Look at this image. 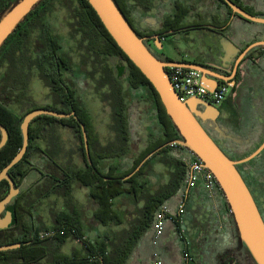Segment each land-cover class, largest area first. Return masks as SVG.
I'll list each match as a JSON object with an SVG mask.
<instances>
[{"label": "trees", "instance_id": "1", "mask_svg": "<svg viewBox=\"0 0 264 264\" xmlns=\"http://www.w3.org/2000/svg\"><path fill=\"white\" fill-rule=\"evenodd\" d=\"M14 1L16 0H0V14ZM54 1L43 0L15 33L9 37L0 50V68H5V72L0 76V124L6 127L10 134L7 145L0 152V172L22 148L21 124L24 117L30 112L38 109L52 110L59 114L75 112L78 121L73 118L58 120L50 116H40L31 123L27 152L23 159L12 167L9 174L13 176L17 188L22 184L23 177H26L32 171L38 172L39 177L29 188L26 202L22 204V196H20L15 203L17 215L15 229L17 234H13V240L7 242V244L21 243L22 247L13 250L12 260L0 264H126L134 245L137 244L139 233L145 232L151 227L156 213L165 204L164 198L166 197L162 195L164 193L145 197V189H143L145 183L140 182L138 185L136 182V180L145 176L144 170L138 172L129 181H123V178L129 173L119 172L115 168H109L107 172L101 170L102 161L108 156L109 149L100 146L98 136L93 133L91 113L84 98L82 96L75 97L72 86L67 84L72 81V78L65 77L66 74H69L76 79L81 78V80H84L88 76L93 79L98 70L94 69L93 72L85 76L84 73L87 74V61H84L78 70H74L76 64L70 52L65 51L62 37L55 32L49 21L50 16L52 17L57 10H67L68 25L72 35H80L81 45L86 51L84 56L82 54L84 59L87 60L92 57L96 68L98 65L95 66V62H98L101 66L106 58H119L127 66L121 68L117 77L124 76L127 68L129 77L126 83L134 90L140 87L145 88L147 95L145 101H150L147 111L153 115L160 130L157 133L155 144L144 154L143 158L155 149L167 144L172 153H177V174L173 187L177 195L184 193L188 177V168L181 155L183 151L170 146V143L180 139V135L167 115L154 87L118 47L89 2L87 0H60L59 5L56 6ZM114 1L129 22L126 11L128 0ZM215 1L219 3L223 10L229 13L230 17L241 18L233 13L224 0ZM231 1L249 14L264 18V0ZM195 7L193 6V9ZM176 9L178 10L176 15L178 22H174L173 26L175 27V24H177L180 27L183 25V17L188 15L191 9L187 7L185 2H177ZM214 20L216 18H213ZM213 23H216V21ZM221 24H228V20ZM139 37L141 36L139 35ZM259 41H264V36L261 40H257V42ZM84 43L86 44L83 45ZM106 74L114 75L115 73L110 68L106 70ZM34 76L51 90L52 104L38 106L29 98L31 80ZM113 86L116 87L113 94H104L102 99L104 104L113 109V122L118 132L117 140L121 145L118 151L123 154L127 151V143L130 139L128 120L132 111L131 102L139 99V97H135V95L130 97L124 91V87L119 85L118 80H113ZM101 87L99 86L98 89ZM128 96L131 98V102H128ZM13 105H19L24 113L18 115L14 111ZM57 122H62L73 129L81 144L80 151L85 162H87L80 123L85 126L91 149L92 165L78 168L72 164V161H67L63 165L56 158L46 155L41 147L42 141L46 139V129L44 127L46 124L52 125ZM37 154L46 159L48 166L44 163V170L37 167V163L32 161L33 155ZM249 155L250 153H247L244 156ZM141 160L142 158L134 163L130 172L137 168ZM105 178H112V180L107 181ZM5 184L7 183L1 182L0 189ZM77 184L91 189L90 200H94L98 206L93 215V220L96 223L106 226L111 224L121 226L124 224L125 215L114 203L118 198H129L137 204L143 199L146 206L141 213L142 219L131 224L129 231L106 233L96 240H91L87 236L89 230L85 224L83 211L77 207L73 198V192ZM247 186L249 187V185ZM166 195H170V193ZM59 197L65 198L64 209L59 207ZM52 198L54 199L52 200ZM48 200H52V203L48 204L52 224L44 220L42 213L43 205ZM226 209L229 212L227 204ZM233 226L234 237L238 242V246L241 247L234 220ZM75 240L81 243V247L72 249L69 254L65 253L64 248L70 241ZM244 249L247 251L246 248Z\"/></svg>", "mask_w": 264, "mask_h": 264}, {"label": "crops", "instance_id": "2", "mask_svg": "<svg viewBox=\"0 0 264 264\" xmlns=\"http://www.w3.org/2000/svg\"><path fill=\"white\" fill-rule=\"evenodd\" d=\"M159 1L162 3L160 8L172 11L173 7L170 5L173 0H155L157 6ZM177 1L185 2L186 4L188 1L192 2L198 8L197 12L204 16L205 21L209 22L213 18H220L221 22L228 20V24L225 25L226 35L236 42L240 48L253 44L264 36V25L249 22L236 16L230 17L229 13L223 10L215 0H204L201 2L198 0ZM147 17L150 20L153 19L151 16ZM193 18L194 16L190 19L192 20ZM166 48L171 62H177L178 56L172 52L170 42L167 43ZM252 54L253 59H255V65L248 76L240 75L239 80L244 81L243 86L233 88L229 95L231 100L239 106L238 119L227 126L229 132L239 137L237 139L239 143H242L240 138L244 141L245 139L249 140L250 135L254 136L252 143L246 145L247 148L238 150L241 152H236L239 156L247 153L252 154L264 143V46L257 47ZM113 76L117 78L115 74ZM91 89L93 90V87ZM124 91L126 92L125 89ZM95 94L102 99L105 91L103 89L101 91L97 90ZM86 95L84 100L89 109L90 103L86 101ZM105 107L108 109V111L106 110L107 120L103 122L95 120L92 115L94 111L89 109L94 127L99 131H97L99 144L101 147L109 149L108 156L102 161L101 170L107 172L109 168H115L119 172L129 173L123 178V181H129L138 172L144 170L145 176L136 180V182L138 185L140 182L145 183L143 187L145 189V197L164 193L162 195L166 197L164 198L165 204L175 209L178 208L180 201L184 205V212L180 217L167 220L163 236L157 248L153 247L154 222L145 232H137L139 233L137 244L134 245L126 264H151L156 250L160 252L164 264H186L183 257L185 252L193 258L191 264H226V256L239 249V246L234 237L233 218L227 211L226 203L222 196H218L215 201L210 199L200 180L194 187L187 186L184 193L177 195L173 188L177 174V153H172L168 146H164L159 151H157L159 149L157 148L143 158L144 154L155 144L157 133L160 130L153 115L142 111L143 105H137L134 108V114L129 115L132 116V119L129 118L128 120L130 139L127 143V151L120 154L118 150H120L121 145L117 140L118 132L113 122V109L106 104ZM109 114L111 117L108 116ZM72 134V130L68 128L55 127L50 132V135L42 141L41 147L45 152L50 150V155L58 161H72L74 166L84 168L79 151V143L69 139ZM97 134L95 132V135ZM67 141H70V143L67 144ZM151 154L152 156H150ZM183 154L184 152L181 155L183 156ZM149 156L150 158L145 161ZM141 158L142 160L137 168L130 172L134 163ZM45 160V157L42 158L38 154L32 157V161L38 163L36 166L42 170L45 169L43 164L47 165ZM40 162L42 163L39 165ZM33 174L36 175L37 180L39 173L35 171ZM105 180L109 181L112 178H105ZM90 192L91 189L77 184L73 192V198L77 207L83 211L85 224L89 230L87 236L91 240H96L106 233L112 234L122 230L129 231L131 224L137 223L142 219L141 213L146 206V202L143 199L137 204L129 198H118L114 203L118 205V209L125 215L124 224L121 226L113 224L106 226L96 223L93 220V215L97 211L98 206L94 200H90ZM167 193H170V195H166ZM58 202L60 209H64L65 198L59 197ZM44 207L48 208L46 202L43 205V211L44 213L47 212L48 215L46 216L43 213V216L44 220L47 221L49 220L47 218L51 219V216H49V209ZM71 242L64 248V252L67 254L71 253L72 249L81 247V243L78 240Z\"/></svg>", "mask_w": 264, "mask_h": 264}, {"label": "water", "instance_id": "3", "mask_svg": "<svg viewBox=\"0 0 264 264\" xmlns=\"http://www.w3.org/2000/svg\"><path fill=\"white\" fill-rule=\"evenodd\" d=\"M87 1L118 47L141 71L158 93L167 115L180 135V139L172 143H177L192 152L213 173L223 193L226 204L231 211L241 245L247 249L256 264H264V219L251 190L237 167L239 164L248 163L260 155L264 151V143L248 157L240 161L232 160L204 129L199 120L200 118L216 122L219 115L218 109L213 107L211 103H206L196 98L190 99L185 103L181 102L168 76V68L178 66L201 72L203 76L202 82L210 91L216 89L221 82L235 88L236 80L233 78L236 75L238 64L252 49L264 46V41L255 42L247 47L236 62L237 66L234 75L227 78L202 65L186 62L161 61L149 50L144 40L139 37L114 0ZM42 2L43 0H16L0 14V50L9 37L15 33L18 27ZM224 2L234 14L249 22L264 25V18L249 14L235 5L231 0H224ZM223 40L224 49L226 51H232L229 58H225V65L223 66V68H229L233 59L241 52V49L228 38H224ZM40 116H51L59 119L74 117L77 119L74 112L59 114L55 111L45 109L32 111L24 117L21 124L23 136L22 148L13 160L0 172V182L8 180L11 184L10 193L0 201V214L19 193V190L14 187V183L9 178L8 172L25 156L30 140V125ZM81 127L85 151L89 158L88 136L85 126L81 124ZM0 131L2 133L0 142L1 151L8 141V132L2 124H0ZM217 131L221 134L222 139L229 140L238 146L242 145L243 139L240 138L242 143L237 142L239 137L232 132L227 133L228 130L226 128L217 127ZM247 143H249V140ZM164 146H168V144ZM164 146L157 151L161 150ZM10 223L11 215L7 213L6 220L0 218V229L7 227ZM20 247L21 244L19 243L0 246V252L15 250Z\"/></svg>", "mask_w": 264, "mask_h": 264}, {"label": "flooded vegetation", "instance_id": "4", "mask_svg": "<svg viewBox=\"0 0 264 264\" xmlns=\"http://www.w3.org/2000/svg\"><path fill=\"white\" fill-rule=\"evenodd\" d=\"M177 2H178L177 0H173V2L170 5L173 7L171 11L165 8H160V5L162 4L160 3V1L158 2V6H157L155 0H128L127 8H126L127 18L131 23L133 29L144 40L149 50L161 61L171 62V59L167 54V48H166L167 43L170 42L172 45V52L176 56H178L177 62H186L191 64L202 65L208 67L211 70L216 71L221 76H225L227 78L232 77L234 75V71L237 66L236 62L240 58L241 53L247 47L240 48L236 42H234L226 35L225 32L226 26L221 24L222 22L220 21V18H216V20H214L216 21V23H213L214 22L213 19L209 22L205 21L204 16L201 13L197 12L198 8L195 7V9H193L194 5L192 2L189 1L187 3V7L190 8L191 11L188 13V15H185L183 17V21H182L183 25L178 27V25L175 24L174 27L173 23L178 22V20H176V15L178 12V10L176 9ZM147 16L149 17L151 16V18L153 19L150 20ZM193 16L194 18L191 20L190 18ZM224 38H228L241 49V52H239L237 56L233 59L229 68H223V66L225 65L224 62L225 58H229V56L232 53L231 50L226 51L224 49L223 46ZM256 48L252 49L247 55H245L242 58L241 62L238 64L236 75L233 78L236 80L235 88H240L244 84V81L242 82V80L241 81L239 80L240 75L242 76L244 74L245 77L248 76L250 70L255 65V59H253L254 57L252 53L255 51ZM113 61H116V64L119 65L118 68H124L125 66H127L122 60L109 57L106 58L105 61H103L100 67H96V68L86 67L87 74L84 73L85 76L93 72L94 69L98 70V72L95 73V78L92 79L91 77L88 76L86 79L81 80V78L76 79L75 77L73 78L72 75L68 74L69 77L66 78H72V81L68 82L67 84L69 86H72V89L75 92V97L82 96L84 98L85 94L89 92V89H91L92 87L93 89H95V91L97 90L101 91V89H103V91H105V94L112 95L116 89V87L113 86V80L114 81L118 80L119 85L121 86L128 85V92H130L131 96L135 95V97L137 96L139 97V99H137V102H135V100L131 102L133 107L131 114L133 115L135 111L134 108L137 107V105H139L140 102L143 103L145 106L144 102H145L146 90L144 87H140L139 89L134 90L130 87L129 84L126 83L129 77L127 68L124 76H122L121 78H114L111 77L113 76V74H109V75L106 74V70L111 68V66L108 65H110L111 62ZM79 68L80 66L78 68L75 67L74 70H78ZM81 69L83 71V68ZM94 79L95 80L99 79L100 82H102L100 85L102 87L100 89H98V86L95 84L96 81ZM221 84H223V82H221ZM51 97L53 99L52 94ZM211 105L218 109L219 115L216 119V122L199 118L202 126L211 135V137L218 143L221 149L232 160L240 161L246 158V156H244L243 154L242 156L237 155L236 152L238 150H242L243 148H247L246 145L247 144L250 145L254 139L253 135H250L249 143H247L248 139H245L242 145L238 146L233 144L229 140L222 139L221 134L217 131V127H221V128H226L228 130L227 133H229V129L227 128L228 124L235 122L239 117L238 104L233 100H231L230 96H228L227 99L221 105L217 106L214 105L213 103H211ZM147 110L148 107H143L142 109V111L145 112L146 114H150ZM131 117L132 116H129L130 119H132ZM70 118H73L74 120L78 121V118L77 119H75L74 117H70ZM57 119L61 120L59 118ZM64 119H69V118H64ZM81 124L82 123H80V127ZM55 127H61V128L63 127L65 129L68 128L72 130V132H74L70 126L63 124L62 122L53 123L52 125L46 124L44 127L46 129L45 131L46 138L49 136L50 132L53 131V129H55ZM4 128L7 130L6 127ZM81 131H82V127H81ZM1 138H2V133L0 131V142H1ZM9 139H10V134L8 132V141ZM80 145L81 144L79 142V151H80ZM49 152L50 150L46 151L45 153L46 155L51 157L52 155H50ZM84 152L86 155L85 157L87 162H85V159L83 158V154L80 151L85 168L88 167L89 165H92V161L90 157V153H91L90 146H89L90 160L86 154L85 146H84ZM252 161L253 162L250 161L251 163L248 162L250 164L247 163L239 164L237 167L241 175L245 179L246 184L249 185V189L251 190V193L264 219V151ZM59 163L65 165L67 162L59 160ZM47 170L49 171L48 168ZM9 172H8V176L11 179V181L14 183L13 176L9 174ZM29 175L30 174H28L26 177H23V181L20 187L18 188L15 187V183H14V187L19 190V193L17 194V196H15L12 199V201L6 206L5 210L0 214V218L5 220L7 217V213H10L11 215V223L7 227L0 229V246L13 245V244H7V242L13 240V234L14 235L17 234V231L15 229L17 224L15 203H16V199L20 196H22L21 197L22 204L26 202V196L28 195V190L32 186V184L28 186L26 185ZM3 181L6 182L7 184H5V186L2 189H0V201H2L3 198H6V196L10 193L11 190L10 182L8 180H3ZM12 258H13V250L0 252V263L10 261L12 260ZM225 260H226L225 261L226 264H256L253 258L251 257V255L249 254V252L246 251L243 246L239 247V249L235 250L234 252L229 253V255L226 256Z\"/></svg>", "mask_w": 264, "mask_h": 264}, {"label": "built area", "instance_id": "5", "mask_svg": "<svg viewBox=\"0 0 264 264\" xmlns=\"http://www.w3.org/2000/svg\"><path fill=\"white\" fill-rule=\"evenodd\" d=\"M168 76L181 102L185 103L190 99L196 98L206 103L221 105L231 94L233 88L228 84H220L216 89L210 91L202 82L201 72L183 67H171L168 69ZM170 146L179 148L184 152L182 160L188 168L187 186L194 187L200 180L209 198L215 201L218 196H223V193L218 185V182L211 171H209L203 162L196 157L192 152L180 146L177 143H171ZM226 203V201H225ZM184 205L180 201L177 209L164 204L156 213L153 224V247L157 248L163 236L164 227L167 220H173L182 215ZM231 215V211L229 210ZM232 216V215H231ZM186 264H191L193 258L186 252L183 254ZM151 264H164L162 256L158 250L153 254Z\"/></svg>", "mask_w": 264, "mask_h": 264}, {"label": "rangeland", "instance_id": "6", "mask_svg": "<svg viewBox=\"0 0 264 264\" xmlns=\"http://www.w3.org/2000/svg\"><path fill=\"white\" fill-rule=\"evenodd\" d=\"M54 3L56 6H58L60 3V0H55ZM49 21L51 22L52 26L54 27L55 32L58 33L60 37H62V43L64 45V49L66 52H70V55L72 56V59H73L74 63L76 64V68L83 65L84 61L88 62L86 64V67H90V68L94 67V63H93L94 60L92 57L90 59H87V60H85L83 57L86 51L84 50V48L81 45L82 43H81L80 35H75V34L72 35L71 29L68 25L69 21H68L67 10H57L56 12H54L52 17L50 16ZM85 44L86 43H84L83 45H85ZM82 54H83V56H82ZM117 59H119V58H117ZM95 64H96L95 66H97V65L100 66L98 64V62H95ZM108 66H111L116 77H117V75L119 76L121 68H118L119 65L116 64V61L111 62V64ZM4 72H5V68H3V69L0 68V76ZM65 77H69V75L66 74ZM95 81H96L95 84L99 87L100 83H101L100 80L98 79ZM124 89L127 90L126 93L128 95H130V93L128 92V85H124ZM51 94H52L51 90L48 87H46L43 84V82H41L36 76L32 77L31 85H30V91H29V96H30L29 98L32 100L33 103H35L38 106H45L47 104H52L53 99L51 97ZM86 94H87L86 95V101H88V103H90L89 109L90 110L92 109V111H94V113L92 114L94 119L97 121H102V122L106 121L107 120L106 110L108 111V109H107V107H105V104L103 103V99H101L99 97V95L95 94V89H93V90L89 89V92H87ZM130 97H131V95H130ZM130 97L129 96L127 97V100L129 102H131ZM144 103H145V106L141 102L139 105L140 106L143 105V107H147L150 104V101L146 100ZM101 104H102V106H100ZM13 109L18 115L24 113L22 111V108L19 105H13ZM108 116H110V114ZM110 117H109V119L111 120ZM92 126H93V133L95 134V132H96V134H97L99 131L97 129H95L93 122H92ZM97 136H98V134H97ZM101 138H102V136H101ZM69 139H72V141L75 140L79 143V140L74 135V132H73L72 136L69 137ZM69 143H70V141L69 142L67 141V144H69ZM34 172L35 171L30 173V176L28 177V180H27V184H32L33 182L36 181V175L33 174ZM46 203L51 204L52 202L48 201ZM44 208L48 209L47 207H44ZM42 213H44V211ZM44 215L47 216L48 215L47 212H45ZM49 216H50V214H49ZM47 219H49V220H47V222L49 224H52V220L50 218H47ZM69 243L71 244L72 242L70 241Z\"/></svg>", "mask_w": 264, "mask_h": 264}, {"label": "bare ground", "instance_id": "7", "mask_svg": "<svg viewBox=\"0 0 264 264\" xmlns=\"http://www.w3.org/2000/svg\"><path fill=\"white\" fill-rule=\"evenodd\" d=\"M200 183V182H199Z\"/></svg>", "mask_w": 264, "mask_h": 264}]
</instances>
